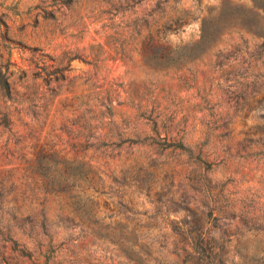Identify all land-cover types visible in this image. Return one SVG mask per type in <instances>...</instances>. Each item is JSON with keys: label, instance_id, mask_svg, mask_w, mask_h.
Returning <instances> with one entry per match:
<instances>
[{"label": "rangeland", "instance_id": "1", "mask_svg": "<svg viewBox=\"0 0 264 264\" xmlns=\"http://www.w3.org/2000/svg\"><path fill=\"white\" fill-rule=\"evenodd\" d=\"M62 3L0 0V64L9 52L14 64V101L0 94V120L12 122L0 125V264H264V56L247 74L238 63L264 41V0L169 8L167 19H189L168 35L173 48L197 41L225 8L234 17L180 70L148 57L155 2ZM236 48L237 62L213 69L219 51ZM51 79L59 93L47 112H29ZM253 81L261 88L249 87L246 115L238 96ZM151 115L168 119L192 153L146 138Z\"/></svg>", "mask_w": 264, "mask_h": 264}, {"label": "trees", "instance_id": "2", "mask_svg": "<svg viewBox=\"0 0 264 264\" xmlns=\"http://www.w3.org/2000/svg\"><path fill=\"white\" fill-rule=\"evenodd\" d=\"M147 1V0H140V3ZM154 3V6L152 7V10L149 14L152 18V25L149 26L148 24L144 25L145 28L148 29L149 32V43L147 46V54L151 61H153V67L154 68H160L164 70H180L184 68L188 62H194L196 60L201 59L205 54H207L213 47L216 45L219 37L227 30V24H229L232 19L234 18L232 15V12L225 8L219 19L216 23H211L210 25L207 24L205 21L202 24L201 33L199 36V39L195 42H190V44L187 45H177L175 48H166L165 44L168 43L167 37L169 34L174 33L178 34L184 24L188 22V15H184L181 17H177L175 19H167V10L173 9L176 7V5L181 0H150ZM200 3V0H197ZM72 0H63L64 5L71 3ZM165 20V21H164ZM163 21V23H161ZM142 26L141 28H143ZM261 38H264V35L259 34ZM6 42H12V40L8 37H5ZM248 50V46L244 45L243 50ZM38 50V49H35ZM259 51L256 54H251L249 60L244 61H238L239 55L242 51L239 50V48H236L234 52H229L227 54H223L222 51H219L216 54V61L214 63L213 69L215 70H222L225 67H229L232 63L237 62L239 63V67L243 69V71L246 72L250 70L251 63L249 61L254 60L256 63L263 62V56H264V41L261 43ZM9 54V59H7V64L3 65V63L0 64V94L1 98L7 102V101H14V90L12 88L11 78L14 75V72L10 71V66H13L14 64L11 62L10 56L11 52ZM245 65L247 66L245 68ZM59 70V67L58 69ZM56 73V72H55ZM246 74L238 75V77L246 78ZM57 80H47V86L48 89L46 91H41L39 94L37 92L36 99L31 100L29 112L35 113V110L38 111L43 110L45 113L48 110V107L53 102L54 98L59 93V88L55 87L52 88L51 84L56 83ZM249 87H252V91L256 92L261 88L258 87V81H253L251 84L247 83L243 88L241 89V94L239 93V98L237 104L239 102H242L243 105L241 108L239 106L236 107V110L243 111L244 108H247L246 115H248L254 107L250 105L247 101V95L249 92ZM40 96V97H39ZM39 98V99H38ZM238 98V99H239ZM38 100V101H37ZM40 101V102H39ZM260 106V103L258 104ZM144 117V116H143ZM260 117H263L261 115ZM143 120L146 121V124L151 127V138L155 145L162 147L165 150H173V151H180V152H190L192 153V148H189L185 144V135H180V133H173L171 128L168 126L169 120L162 117V115H156V116H149L148 118H143ZM0 125L4 127H11V117L9 113H3L2 118L0 120ZM227 128V127H226ZM162 132L165 133V137L162 138ZM250 133H246V137L249 139L248 141L251 142L253 139L249 137ZM256 136V135H253ZM204 145H200L201 147H196L200 154H203ZM248 147H243V150H247ZM51 169V166L48 162L42 163L40 174L47 179L49 176V170ZM74 171L78 170V167H73ZM53 185L48 184L47 187H45V192L48 194H52L54 192ZM14 244V247H12L13 252H17L21 257L25 258L28 257L31 258V255L27 253L24 247H17L19 244L17 241H12ZM5 253H3L2 260H5ZM46 264H49L48 262Z\"/></svg>", "mask_w": 264, "mask_h": 264}, {"label": "water", "instance_id": "3", "mask_svg": "<svg viewBox=\"0 0 264 264\" xmlns=\"http://www.w3.org/2000/svg\"><path fill=\"white\" fill-rule=\"evenodd\" d=\"M166 48H171V46L169 44H165Z\"/></svg>", "mask_w": 264, "mask_h": 264}]
</instances>
